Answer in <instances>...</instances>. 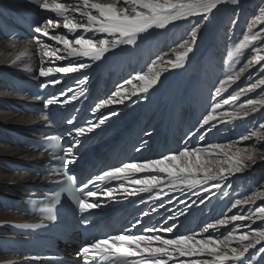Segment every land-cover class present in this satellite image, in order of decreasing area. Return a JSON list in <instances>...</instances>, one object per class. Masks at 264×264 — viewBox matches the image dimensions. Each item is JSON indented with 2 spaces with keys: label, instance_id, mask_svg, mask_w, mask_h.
Segmentation results:
<instances>
[{
  "label": "bare ground",
  "instance_id": "bare-ground-1",
  "mask_svg": "<svg viewBox=\"0 0 264 264\" xmlns=\"http://www.w3.org/2000/svg\"><path fill=\"white\" fill-rule=\"evenodd\" d=\"M11 1L0 0V14L8 15L5 4ZM16 1L46 11L47 21L34 40L8 41L0 34V125L34 133L47 119L14 110L12 104L21 106L25 98L9 90L6 79L11 75L48 76L47 85L69 95L94 90L101 74L108 72L100 89L104 100L93 104L94 123L85 137H103L109 127L143 136L136 143L152 157L137 161L130 171L148 176L131 181V192L182 184L152 195L155 207L173 223L151 251L162 261L182 258L171 264H264V167L259 170L262 176L252 175L257 165H264V66L259 68L264 36L253 41L256 59L246 69L229 72L220 59L227 47L230 50L222 33L233 10L254 6L257 0ZM202 16L206 24L194 27ZM191 28L192 35L177 46L176 40ZM254 43L244 40L233 55ZM156 52L158 57L152 59ZM117 74L130 78L120 90L112 86L110 91ZM146 102L155 104L149 114ZM240 135L244 138L235 140ZM170 139L180 153L172 150ZM155 146L168 153L159 157ZM40 156L0 144V194L13 190L17 195L23 193L21 182H38L16 174L6 161L25 164ZM174 191L187 195L174 204L176 197L166 196ZM186 218L197 223L194 234L183 224ZM19 219L0 210V221ZM184 253L206 257L190 259Z\"/></svg>",
  "mask_w": 264,
  "mask_h": 264
},
{
  "label": "rangeland",
  "instance_id": "rangeland-1",
  "mask_svg": "<svg viewBox=\"0 0 264 264\" xmlns=\"http://www.w3.org/2000/svg\"><path fill=\"white\" fill-rule=\"evenodd\" d=\"M239 9L240 8H237L235 11L233 10V14L231 15V17L227 21V23L224 25V27H223L224 30L222 33L223 37H224V41L225 42L227 41L226 42L227 44L231 43L230 50L227 47L224 54L221 51L222 56L220 58L223 61L224 66L227 67V69L229 70V72L233 71L235 69H238V68L239 69L240 68L246 69L248 62L256 59V56H255L256 55V52H255L256 43H254V42H255V40L257 41L258 38H262L264 36V32H263L264 31V0H257V2L255 3L254 6H249V7L244 8V9L242 8L243 10H239ZM218 12L219 11H216L215 13L213 12L214 18L217 17V15L219 14ZM239 13H241L240 17H238ZM207 20L208 19L206 16H202V19L197 24L195 23L194 27H197V26L200 27V25L204 26L206 24ZM240 25H241V28H239ZM192 32H193L192 28L189 29V31L186 30V32L183 33L182 39L176 40L177 46L183 44L186 41V39L190 35H192ZM247 33H249L248 35L250 37L247 36ZM186 35H187V37L185 38ZM244 40H247L250 43H254V45L252 47L250 46V49L248 51L246 49H244V50H241V52L239 51L238 54L233 55L232 51H234L233 49L235 48V46H237L239 43H242ZM257 44H258V42H257ZM263 44H264V42H263ZM177 46H176V48H177ZM158 49H159V47H158ZM219 51H220V49L218 50V52ZM157 54H158V52H156L153 55L152 59L155 57H158ZM151 61H150V63H151ZM259 63H260L259 68L263 67L264 66V59L260 58ZM147 67H148V65H147ZM124 84L119 88V90L121 88H123ZM242 138H244V137L242 135H240V136H237V138L235 140H240ZM253 139H254V136H251L248 138V141L252 143ZM213 151H215V150H213ZM263 167H264V165H262V164L257 165L255 170L253 171L252 175L254 177L262 176L263 175L262 173H264V172L260 173L259 170L262 169Z\"/></svg>",
  "mask_w": 264,
  "mask_h": 264
}]
</instances>
